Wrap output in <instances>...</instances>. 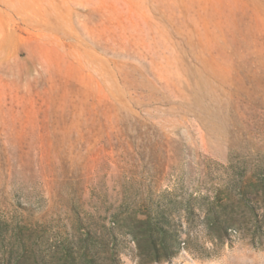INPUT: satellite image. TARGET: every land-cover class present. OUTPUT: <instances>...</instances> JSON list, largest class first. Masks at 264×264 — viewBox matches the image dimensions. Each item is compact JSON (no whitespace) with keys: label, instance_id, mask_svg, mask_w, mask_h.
<instances>
[{"label":"rangeland","instance_id":"rangeland-1","mask_svg":"<svg viewBox=\"0 0 264 264\" xmlns=\"http://www.w3.org/2000/svg\"><path fill=\"white\" fill-rule=\"evenodd\" d=\"M0 264H264V0H0Z\"/></svg>","mask_w":264,"mask_h":264}]
</instances>
